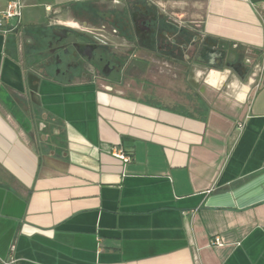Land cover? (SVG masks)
<instances>
[{"label": "crops", "instance_id": "0c3cea01", "mask_svg": "<svg viewBox=\"0 0 264 264\" xmlns=\"http://www.w3.org/2000/svg\"><path fill=\"white\" fill-rule=\"evenodd\" d=\"M17 1L0 33V264H264V0H142L161 39L132 49L142 74L173 32L189 36L174 67L196 46L181 96L131 71L59 77L60 30L125 56L130 0Z\"/></svg>", "mask_w": 264, "mask_h": 264}, {"label": "flooded vegetation", "instance_id": "af4514ba", "mask_svg": "<svg viewBox=\"0 0 264 264\" xmlns=\"http://www.w3.org/2000/svg\"><path fill=\"white\" fill-rule=\"evenodd\" d=\"M128 6L130 24L128 28H125V32L133 39V42L128 47L129 49L125 56L106 57L102 54L98 44L87 34L67 30L57 32L58 37L54 38L50 43L51 46L48 52L52 54V62L57 67L59 77L68 81L89 79L94 82L121 85L125 79L126 72L131 71L133 75H140L143 72L147 61L133 55L132 49L136 48L137 45L147 44L153 50L161 51L159 20L156 19L151 8L146 9L144 7L142 0H130ZM172 34L175 42L174 44H168L165 50L169 55L165 59L168 65H174L178 61L175 58V56L179 55L176 40H185V38L189 37H186L181 32H173ZM144 38H147V43H144ZM188 42H190L189 46L184 47L186 57H181V60H179L184 67H187L190 61L193 60L196 51L194 42ZM100 67L102 80L95 76L97 69Z\"/></svg>", "mask_w": 264, "mask_h": 264}, {"label": "rangeland", "instance_id": "374dc122", "mask_svg": "<svg viewBox=\"0 0 264 264\" xmlns=\"http://www.w3.org/2000/svg\"><path fill=\"white\" fill-rule=\"evenodd\" d=\"M132 1V0H131ZM183 12L185 13L183 18H181V21H184V19L189 18L192 13V9H188L186 6L185 8H181L179 10H175V12ZM88 24V23H87ZM107 27V24H103ZM96 26H93L91 24H88L87 28H95ZM103 55H108L105 52H102ZM181 54V52H180ZM138 56V54H137ZM180 56V55H179ZM153 59V61L150 63V66L145 69V74L135 75L137 80H146L150 82L153 91L155 92V88H163L168 91V93H172L174 96L178 94V96L182 95V89L181 87L184 86V66L179 65V67H174V65H168L166 62L159 61L160 63H156V61ZM165 71L163 75L160 74L161 71ZM99 80H102V73H101V67L97 69L96 75ZM124 77H127L126 75ZM131 81V79L127 78L125 80L126 84H128ZM103 83V82H102ZM179 86V88H177ZM172 87V90L169 88Z\"/></svg>", "mask_w": 264, "mask_h": 264}, {"label": "built area", "instance_id": "2783aa9c", "mask_svg": "<svg viewBox=\"0 0 264 264\" xmlns=\"http://www.w3.org/2000/svg\"><path fill=\"white\" fill-rule=\"evenodd\" d=\"M22 6L19 1H11L7 4L4 11L0 13V33L7 35L14 32L20 27ZM97 35V34H96ZM101 39H105L100 35ZM123 162H129L131 158L123 154L121 151H116L114 154ZM212 245L221 246L219 239L212 241Z\"/></svg>", "mask_w": 264, "mask_h": 264}, {"label": "water", "instance_id": "95a60500", "mask_svg": "<svg viewBox=\"0 0 264 264\" xmlns=\"http://www.w3.org/2000/svg\"><path fill=\"white\" fill-rule=\"evenodd\" d=\"M68 31V30H67ZM236 56V50L234 48H229L228 62L233 63Z\"/></svg>", "mask_w": 264, "mask_h": 264}, {"label": "clouds", "instance_id": "9594fccd", "mask_svg": "<svg viewBox=\"0 0 264 264\" xmlns=\"http://www.w3.org/2000/svg\"><path fill=\"white\" fill-rule=\"evenodd\" d=\"M201 75H202L201 72H197V73H196V76H197V77H199V76H201ZM212 75H216V73H212ZM208 82L211 83L210 80H209ZM238 86H239V81H234L233 84L231 85V87H233V88H236V87H238ZM49 235H51V234H49Z\"/></svg>", "mask_w": 264, "mask_h": 264}]
</instances>
